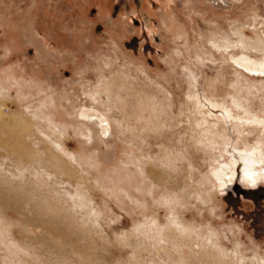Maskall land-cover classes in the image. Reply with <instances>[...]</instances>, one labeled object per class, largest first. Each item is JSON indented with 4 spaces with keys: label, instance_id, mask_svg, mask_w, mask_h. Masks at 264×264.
I'll return each mask as SVG.
<instances>
[{
    "label": "rangeland",
    "instance_id": "obj_1",
    "mask_svg": "<svg viewBox=\"0 0 264 264\" xmlns=\"http://www.w3.org/2000/svg\"><path fill=\"white\" fill-rule=\"evenodd\" d=\"M229 2L173 0L175 24L161 33L159 0H0V82L12 93L0 120V264H179L175 241L196 251L187 264H264V183L219 192L199 149L181 145L188 170L170 152L191 132L187 90L232 92L235 71L264 78L249 61L263 60L264 0ZM209 32L248 62L223 61ZM107 58L140 64L145 101L166 113L136 134L98 106L117 138L100 156L76 113L93 109L89 94L106 99L91 86ZM57 142L76 161L57 159Z\"/></svg>",
    "mask_w": 264,
    "mask_h": 264
},
{
    "label": "bare ground",
    "instance_id": "obj_2",
    "mask_svg": "<svg viewBox=\"0 0 264 264\" xmlns=\"http://www.w3.org/2000/svg\"><path fill=\"white\" fill-rule=\"evenodd\" d=\"M159 1L160 14H157V17L159 16V30L164 33L170 24H173V26L175 24L171 23L173 19H170L174 18V12L170 7L173 0ZM222 1L231 3L229 0ZM97 7L99 16L106 17L108 12L105 2L99 1ZM222 29L220 28V30ZM209 33L210 37L209 35L208 38L206 37L207 43L220 52L223 61H230L235 65L248 62L247 58L239 59L234 52L230 51L231 43L229 40L220 39L216 32ZM262 57L263 60L259 58L256 65H253L254 62L249 59L253 68L250 73H253V75L254 73L255 75L264 74V54ZM121 60L107 58L102 63H95L92 70L97 79L91 88L95 92L103 91L106 94V99L99 95L93 98V95L89 94L93 109L82 104L76 113L87 124L84 134L87 136L88 142L95 146L100 156L101 154L106 156L114 149L117 138L115 137V126L105 114L99 111L98 106L102 105L104 109H110L109 107L106 108V105H111L116 108L121 116L120 122L125 126L124 129L136 132V134L150 124L159 122L162 125L163 122L160 120L159 115L162 112L166 113V109L152 107L145 101L146 95L144 94H146L147 89L141 86L137 75L142 70L141 65L133 66L130 61ZM210 61L215 62L214 60ZM235 72L236 78L231 83L232 92L217 93L216 90L218 89H215L209 94L200 93L195 86L186 91L185 96L189 110L188 121H184H186L185 125H189L191 132L188 135V141L177 140L175 147L172 151L170 150L172 154H179V157L186 161L187 170L192 168V159L184 156L180 148L182 144L194 146L199 149L198 152L205 154L208 160L207 177L212 180L213 189L219 192L231 189L235 180L250 188L258 186L259 182L264 183V78H246L242 77L239 71ZM18 83L17 80L12 79L9 85L16 87ZM82 93L85 95V91H82ZM0 95V120H2L5 117L3 109L6 108L2 97L12 98L9 88L7 89L6 86L2 85V82H0ZM227 98H229V102L224 106ZM223 100L224 104H222ZM50 125L59 129L56 124L50 123ZM171 125L170 120L169 126ZM54 145L57 149H60L56 158L61 162L71 164L76 161L70 153L66 152L62 143L57 142ZM129 160L132 161V158L124 161ZM135 160L142 161L141 159ZM55 162L53 164L57 165ZM183 166H180V168H184ZM134 201L137 202L135 199ZM12 208H15L14 204L9 207V209ZM151 223L159 226L153 218ZM181 228L185 230L183 225ZM162 230L160 228L158 236H162ZM30 231V228L26 227V235ZM13 243L16 242L13 241ZM174 245L175 252H179L176 259L179 264H187L186 256L196 253V251L189 249L187 251L182 241H175ZM261 262H264V260H261Z\"/></svg>",
    "mask_w": 264,
    "mask_h": 264
}]
</instances>
